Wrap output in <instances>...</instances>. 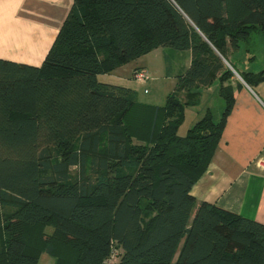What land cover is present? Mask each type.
<instances>
[{
    "label": "trees",
    "instance_id": "1",
    "mask_svg": "<svg viewBox=\"0 0 264 264\" xmlns=\"http://www.w3.org/2000/svg\"><path fill=\"white\" fill-rule=\"evenodd\" d=\"M254 33L264 0H72L40 65L0 58V264H264L263 223L191 193L242 86L228 64L264 81L229 59ZM158 47L191 54L164 105L99 79ZM215 81L219 119L178 134Z\"/></svg>",
    "mask_w": 264,
    "mask_h": 264
},
{
    "label": "crops",
    "instance_id": "2",
    "mask_svg": "<svg viewBox=\"0 0 264 264\" xmlns=\"http://www.w3.org/2000/svg\"><path fill=\"white\" fill-rule=\"evenodd\" d=\"M71 5L72 0H0V58L40 65ZM156 49L163 51L166 63L170 64L173 56L179 60L176 82V75L190 64V52ZM118 68L106 74L116 76ZM106 74L99 79L120 84L104 78ZM237 77L242 86L234 91V103L218 146L191 193L197 202L207 201L264 224V168L258 162L264 160V81L250 87L239 74ZM231 83L235 85V80ZM210 90L211 85L201 89L200 99ZM222 101L218 116L224 107Z\"/></svg>",
    "mask_w": 264,
    "mask_h": 264
},
{
    "label": "rangeland",
    "instance_id": "3",
    "mask_svg": "<svg viewBox=\"0 0 264 264\" xmlns=\"http://www.w3.org/2000/svg\"><path fill=\"white\" fill-rule=\"evenodd\" d=\"M162 52L161 49H156L119 66V68L117 67L116 76L119 75V78L113 73L104 75V78L131 87L139 102L162 106L166 103L167 95L174 88L175 74L180 66L179 60L176 61L174 56L170 58V64L168 61L166 63ZM263 57L264 34L260 33L252 34L248 42L241 41L239 48L229 55L230 61L239 71H242V69L245 71H260L264 66ZM137 66L145 70L147 78L144 81H139L132 75ZM235 78L238 79L237 75H235ZM217 83L211 85L210 91L203 92L205 97L199 99L197 104L186 106L184 119L179 127L178 134L184 135L187 129L203 116L207 106L213 120L217 121L219 119L220 103L223 104V101L216 91ZM77 170L78 168L72 167L71 173L76 174ZM46 230L49 232L51 228L48 227ZM64 262L65 260L61 259L57 253L53 255L43 253L37 264H64Z\"/></svg>",
    "mask_w": 264,
    "mask_h": 264
},
{
    "label": "built area",
    "instance_id": "4",
    "mask_svg": "<svg viewBox=\"0 0 264 264\" xmlns=\"http://www.w3.org/2000/svg\"><path fill=\"white\" fill-rule=\"evenodd\" d=\"M133 77L136 78L139 81H144L147 77L145 75V70L143 68H137L133 72ZM259 165L264 168V160H259ZM115 262V255L112 254L105 262L104 264H114Z\"/></svg>",
    "mask_w": 264,
    "mask_h": 264
},
{
    "label": "water",
    "instance_id": "5",
    "mask_svg": "<svg viewBox=\"0 0 264 264\" xmlns=\"http://www.w3.org/2000/svg\"><path fill=\"white\" fill-rule=\"evenodd\" d=\"M228 66L233 70L234 74L238 75V73L229 64H228Z\"/></svg>",
    "mask_w": 264,
    "mask_h": 264
}]
</instances>
